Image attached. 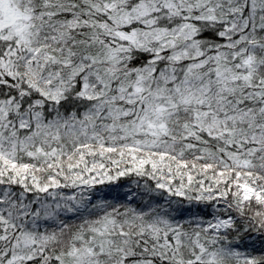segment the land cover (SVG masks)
<instances>
[{
  "label": "snow or ice",
  "instance_id": "obj_1",
  "mask_svg": "<svg viewBox=\"0 0 264 264\" xmlns=\"http://www.w3.org/2000/svg\"><path fill=\"white\" fill-rule=\"evenodd\" d=\"M0 264H264V0H0Z\"/></svg>",
  "mask_w": 264,
  "mask_h": 264
}]
</instances>
